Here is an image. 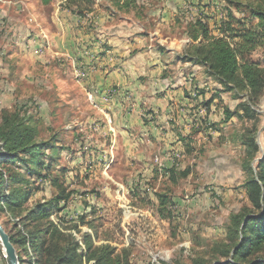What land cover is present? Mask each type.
<instances>
[{
  "label": "rangeland",
  "instance_id": "374dc122",
  "mask_svg": "<svg viewBox=\"0 0 264 264\" xmlns=\"http://www.w3.org/2000/svg\"><path fill=\"white\" fill-rule=\"evenodd\" d=\"M54 1L43 5L36 0H0V117L19 112L32 118L40 139L55 137L58 143L49 158L51 179L61 186L31 179L33 195L25 209L63 189L69 196L61 206H66L51 219L77 226L69 231L76 239L82 241V235L89 233L97 245L110 244L118 251L127 248L133 264H210L216 246L226 239L232 215L250 206L243 169L248 151L242 136L254 121L238 115L246 92L211 82L216 97L228 95L227 104L221 106L224 116L234 115L228 125L217 122L214 128L207 127L218 134L206 135L200 151L194 150L191 138L183 152L176 154L178 164L166 168L158 158L160 177L149 181L142 173L135 183L136 169L121 158L123 149L111 147L113 156L101 162L92 150L94 145L85 142L86 120L96 105L87 84L90 71L84 65H75L74 70L70 59L57 53L52 41L58 30ZM220 1L218 19L212 25L228 7ZM213 6L217 12V5ZM230 6L241 17L242 7L237 12ZM211 30L218 33L215 26ZM251 57L264 65V49ZM254 108L259 114L256 135L261 144L264 98ZM16 220L8 213L0 214L8 230ZM0 264H7L1 242Z\"/></svg>",
  "mask_w": 264,
  "mask_h": 264
},
{
  "label": "crops",
  "instance_id": "0c3cea01",
  "mask_svg": "<svg viewBox=\"0 0 264 264\" xmlns=\"http://www.w3.org/2000/svg\"><path fill=\"white\" fill-rule=\"evenodd\" d=\"M54 2L57 53L74 70L84 65L90 71L96 105L85 142L101 162L113 156L111 147L123 149L121 158L136 169L132 181L142 173L150 181L161 175L158 158L172 167L191 138L200 151L206 135L218 134L208 125H228L221 107L227 93L216 97L210 83L217 80L183 59L193 43L188 23L201 17L212 29L220 0H99L82 16L64 9L62 0Z\"/></svg>",
  "mask_w": 264,
  "mask_h": 264
},
{
  "label": "trees",
  "instance_id": "16d2710c",
  "mask_svg": "<svg viewBox=\"0 0 264 264\" xmlns=\"http://www.w3.org/2000/svg\"><path fill=\"white\" fill-rule=\"evenodd\" d=\"M48 5L53 0H39ZM96 0H65L62 7L77 15L91 12ZM217 21L214 34L207 19L198 18L187 25L193 43L183 59L202 65L224 88L245 91L247 100L240 104L238 115L253 119V125L242 136L247 147L243 169L247 174L246 188L250 206L233 214L226 239L218 244L210 264H264V141L258 143L259 114L254 108L264 98V65L251 54L264 49V0H234ZM237 2V5L235 3ZM229 4V5H228ZM235 5V7L233 6ZM240 8L241 17H237ZM248 13L249 16L246 14ZM256 20V23H252ZM225 120L233 117L225 115ZM215 124L208 125L214 128ZM55 136V135H54ZM32 118L19 112L0 117V214L16 217L10 230L1 222L15 246L21 264H133L127 248L118 251L110 244L97 245L92 234L76 239L64 221L51 219L61 212L69 195L58 194L26 208L33 192L30 180H50L53 169L49 154L57 150L56 138L42 140ZM19 215V216H17Z\"/></svg>",
  "mask_w": 264,
  "mask_h": 264
},
{
  "label": "water",
  "instance_id": "95a60500",
  "mask_svg": "<svg viewBox=\"0 0 264 264\" xmlns=\"http://www.w3.org/2000/svg\"><path fill=\"white\" fill-rule=\"evenodd\" d=\"M0 242L4 250V258L7 264H21L19 255L13 243L11 242L10 236L3 227L0 221Z\"/></svg>",
  "mask_w": 264,
  "mask_h": 264
},
{
  "label": "built area",
  "instance_id": "2783aa9c",
  "mask_svg": "<svg viewBox=\"0 0 264 264\" xmlns=\"http://www.w3.org/2000/svg\"><path fill=\"white\" fill-rule=\"evenodd\" d=\"M90 99H92V97L90 96ZM91 102H92V100H91Z\"/></svg>",
  "mask_w": 264,
  "mask_h": 264
}]
</instances>
